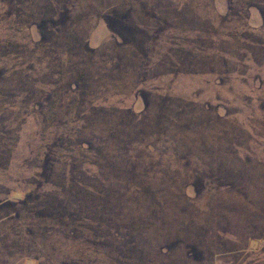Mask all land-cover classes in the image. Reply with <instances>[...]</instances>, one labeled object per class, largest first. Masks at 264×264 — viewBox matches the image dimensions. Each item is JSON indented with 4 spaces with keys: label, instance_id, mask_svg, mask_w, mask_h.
<instances>
[{
    "label": "rangeland",
    "instance_id": "1",
    "mask_svg": "<svg viewBox=\"0 0 264 264\" xmlns=\"http://www.w3.org/2000/svg\"><path fill=\"white\" fill-rule=\"evenodd\" d=\"M0 264H264V0H0Z\"/></svg>",
    "mask_w": 264,
    "mask_h": 264
}]
</instances>
